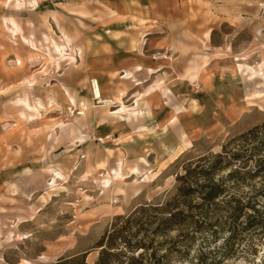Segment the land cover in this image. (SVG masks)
I'll list each match as a JSON object with an SVG mask.
<instances>
[{
	"label": "rangeland",
	"instance_id": "374dc122",
	"mask_svg": "<svg viewBox=\"0 0 264 264\" xmlns=\"http://www.w3.org/2000/svg\"><path fill=\"white\" fill-rule=\"evenodd\" d=\"M104 60L141 64L144 83L108 74ZM91 79L113 103L93 98ZM108 86L129 94L114 100ZM177 105L196 111L171 125ZM262 125L264 0H0V264L93 262L109 242L108 264H264V224L234 219L224 198L168 233L153 232L158 219L126 222L174 196L187 169L262 156L242 136ZM217 166L225 179L226 159ZM224 181L244 195L262 188ZM114 229L153 245L97 246Z\"/></svg>",
	"mask_w": 264,
	"mask_h": 264
},
{
	"label": "trees",
	"instance_id": "16d2710c",
	"mask_svg": "<svg viewBox=\"0 0 264 264\" xmlns=\"http://www.w3.org/2000/svg\"><path fill=\"white\" fill-rule=\"evenodd\" d=\"M244 138L255 140L258 145L253 146L252 152H264V125L255 126L243 133ZM259 154V153H258ZM262 156H239L238 153H234V156H216L215 161L211 166L206 168L201 167L200 169H187L184 174L177 176L179 185L177 186V192L174 196L164 200L161 204L146 202L145 204L137 207L133 212L128 214L127 218L124 215L118 216V219L126 218V222L132 224H145L154 223L155 220H159L157 226L153 232L162 231L165 233L170 232L174 227L196 223L199 220L195 218V212L197 209H204L205 206H209L213 203H218V198L225 200L227 205L232 209L231 216L234 219L246 217L251 222L258 221V223L264 224V211L260 208L263 207V202L257 197L261 194L264 197V153ZM261 155V153H260ZM226 159V166L231 167V171L225 179L216 180L212 174L219 168L218 163L224 162ZM240 163L239 165H237ZM235 166V167H234ZM203 177V179L201 178ZM257 178L261 180L260 184L262 188L257 189V193L254 195H244L235 191L233 187L225 184L224 180H233L237 184H242L248 179ZM248 194V193H247ZM197 195L201 202L196 204H186L187 199ZM222 197V198H221ZM252 210V212L249 211ZM151 211L152 213L148 214ZM249 211V212H248ZM143 212V214H142ZM156 212L162 214L158 217ZM259 219V220H258ZM146 220V221H144ZM255 223V222H254ZM140 225V226H141ZM125 229H114L113 231H107L97 242V246H104L105 240L112 237L114 240L117 236L122 239L125 243L126 249H140L144 248L147 250L152 247L153 243L150 241L147 244L144 238H137L135 242L127 239L124 236ZM140 228L133 235L136 236L140 232ZM115 233V235H114ZM151 245V246H150ZM108 246H114L113 242H109L107 246L102 248L98 259L93 263H88L86 260L87 253L74 255L59 264H75V260L79 256L84 260L82 264H108V257L114 255L107 249ZM113 248V247H109ZM143 254L139 257L134 255L131 257L136 262L144 260ZM151 257H155V251L152 252Z\"/></svg>",
	"mask_w": 264,
	"mask_h": 264
},
{
	"label": "crops",
	"instance_id": "0c3cea01",
	"mask_svg": "<svg viewBox=\"0 0 264 264\" xmlns=\"http://www.w3.org/2000/svg\"><path fill=\"white\" fill-rule=\"evenodd\" d=\"M146 57V56H145ZM143 59V58H142ZM107 60H104V62L102 63V64H108V67H107V73L108 74H111L112 76H115L118 72H119V70L122 72L121 74H120V78L121 79H130V80H132V81H134V83H135V85H140V84H143L144 83V81L143 80H139V79H137L136 78V75H135V73L136 72H138V71H140V70H143V66L141 65V64H138V65H136L135 67H134V69H132V70H121V69H119L118 67H116V62L115 61H113V62H106ZM207 63V62H206ZM205 63V64H206ZM157 70L158 69H153V68H148V71L152 74V73H154V72H157ZM114 78V77H113ZM113 78H112V80H113ZM98 80V79H97ZM156 86L157 87H159L160 89H162V91H163V94L166 96V97H170L171 95H173V91L169 88V87H167V86H162L161 85V81L159 80L157 83H156ZM102 88V90H104L103 89V87H101ZM109 88V89H108ZM153 88H154V86L152 87V90H153ZM107 90H112L111 91V95H112V97H113V99L114 100H119V99H122L123 97H125L127 94H129L128 93V91H129V89L128 88H126V87H124V88H119L118 90L116 89V88H111L110 89V87L108 86L107 87ZM149 91H151V88L149 89V90H147L146 92H144V96L146 95V94H148L149 93ZM116 93V94H115ZM104 94H106V92H104L103 91V96H104ZM117 100V101H118ZM150 107V106H149ZM148 107V109H150ZM148 109H146L147 111H149ZM187 109V110H186ZM151 110V109H150ZM175 112H174V115L172 116V118L170 119V124L171 125H177L179 122H180V117L182 116V115H185V114H191L192 113V111L194 112V111H196V110H188V107H186V106H183V105H177V106H175ZM151 114H152V111H151ZM149 118H151V115H149ZM189 125V124H188ZM180 136H181V138L182 139H184V137H186V138H189L188 137V134L185 132V131H181V133H180ZM88 262V261H87ZM93 262H95V261H93ZM93 262H88V263H93Z\"/></svg>",
	"mask_w": 264,
	"mask_h": 264
},
{
	"label": "bare ground",
	"instance_id": "6f19581e",
	"mask_svg": "<svg viewBox=\"0 0 264 264\" xmlns=\"http://www.w3.org/2000/svg\"><path fill=\"white\" fill-rule=\"evenodd\" d=\"M59 51H60V49H59ZM98 86H99V83H97V85H95L94 89L92 88L93 98L95 99V97H98L99 98V103H101V104H106V103L107 104H110V103H113V100L112 99L105 98L103 96V94L102 95L99 94ZM194 107H196V106L194 105ZM120 110L123 111L122 109H120ZM120 110L119 111H116V112H121ZM82 114H86V112H82Z\"/></svg>",
	"mask_w": 264,
	"mask_h": 264
},
{
	"label": "built area",
	"instance_id": "2783aa9c",
	"mask_svg": "<svg viewBox=\"0 0 264 264\" xmlns=\"http://www.w3.org/2000/svg\"><path fill=\"white\" fill-rule=\"evenodd\" d=\"M98 80L97 79H91V87L94 89V87H95V85H97V82ZM95 99L97 100V101H99V98L98 97H95Z\"/></svg>",
	"mask_w": 264,
	"mask_h": 264
}]
</instances>
